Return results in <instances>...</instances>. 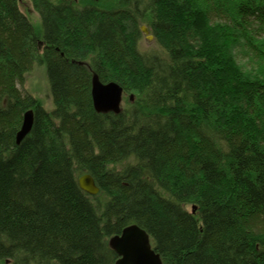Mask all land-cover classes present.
Here are the masks:
<instances>
[{"label": "trees", "instance_id": "obj_1", "mask_svg": "<svg viewBox=\"0 0 264 264\" xmlns=\"http://www.w3.org/2000/svg\"><path fill=\"white\" fill-rule=\"evenodd\" d=\"M32 2L35 24L0 0L1 264H115L132 223L164 264H264V0ZM37 61L50 112L18 86ZM92 70L120 113L95 109Z\"/></svg>", "mask_w": 264, "mask_h": 264}, {"label": "water", "instance_id": "obj_2", "mask_svg": "<svg viewBox=\"0 0 264 264\" xmlns=\"http://www.w3.org/2000/svg\"><path fill=\"white\" fill-rule=\"evenodd\" d=\"M142 29L148 32L147 26H143ZM149 37L152 38V35ZM92 77V99L95 109L102 113L109 111L120 113L124 88L116 81L103 83L95 71L92 73ZM130 98L134 100V94H130ZM34 117V110L29 108L25 112L22 126L16 134L17 143H20L31 131ZM79 186L91 195L98 194L100 190L95 178L89 173L80 176ZM195 211L196 206L193 208V212ZM109 243L119 255L115 264H164L160 253L155 252L152 246L149 233L137 223L127 225L121 233L112 235Z\"/></svg>", "mask_w": 264, "mask_h": 264}, {"label": "rangeland", "instance_id": "obj_3", "mask_svg": "<svg viewBox=\"0 0 264 264\" xmlns=\"http://www.w3.org/2000/svg\"><path fill=\"white\" fill-rule=\"evenodd\" d=\"M20 3L21 12L26 14L34 24L39 23L40 15L37 13L30 0H21ZM157 46L158 43L143 35L140 40L139 49L141 51H147V49L157 48ZM237 59L246 67L252 64L249 60V55H247V52H244L243 50L239 51ZM23 80V82L18 84L19 88L23 92H29L35 98L39 99L43 103L45 109L50 112L54 107V101L52 97V90L50 89V80L48 79V68L46 63H40L38 61L34 63L33 66L24 74Z\"/></svg>", "mask_w": 264, "mask_h": 264}, {"label": "flooded vegetation", "instance_id": "obj_4", "mask_svg": "<svg viewBox=\"0 0 264 264\" xmlns=\"http://www.w3.org/2000/svg\"><path fill=\"white\" fill-rule=\"evenodd\" d=\"M21 1V0H20ZM62 1H65V2H68L69 4H67V5H65V6H63L62 7V10H65V9H67V8H72V9H74L75 7H74V4H73V1L74 2H78V0H62ZM30 2L33 4V7L35 8V6H34V3L32 2V0H30ZM94 9V8H93ZM122 19V18H121ZM141 27V30H142V28H143V26H140ZM143 31V30H142ZM148 33L146 32H144L143 34L145 35V36H147L148 37V39H150V40H152V41H154V42H156L155 41V38H154V35H153V37L152 38H149V35H152V32L150 31V29L148 28ZM40 46H42V49L45 47L44 46V44H42L41 43V45ZM62 55H65L64 54V52H62L61 53ZM71 60L72 61H74V62H78V63H80V65L81 64H84V65H86V66H88V62H87V60H84V59H78V60H76V58H71ZM67 61H69L68 59H67ZM90 70H91V68H90Z\"/></svg>", "mask_w": 264, "mask_h": 264}, {"label": "bare ground", "instance_id": "obj_5", "mask_svg": "<svg viewBox=\"0 0 264 264\" xmlns=\"http://www.w3.org/2000/svg\"><path fill=\"white\" fill-rule=\"evenodd\" d=\"M140 42V41H139ZM92 79H93V77H92ZM102 81V80H101ZM110 82V81H109ZM115 82V81H114ZM104 83V82H103ZM91 87H92V82H91ZM91 95H92V92H91ZM28 111V110H27ZM26 112V111H25ZM112 112V111H111ZM115 113V112H114ZM25 115V114H24ZM23 119H24V117H23ZM143 229V228H142ZM112 236V235H111ZM111 238V237H110ZM109 238V239H110Z\"/></svg>", "mask_w": 264, "mask_h": 264}]
</instances>
